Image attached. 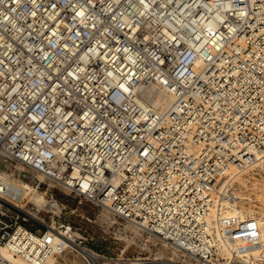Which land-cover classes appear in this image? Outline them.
Wrapping results in <instances>:
<instances>
[{
	"label": "built area",
	"instance_id": "2783aa9c",
	"mask_svg": "<svg viewBox=\"0 0 264 264\" xmlns=\"http://www.w3.org/2000/svg\"><path fill=\"white\" fill-rule=\"evenodd\" d=\"M0 167L47 174L22 206L0 174V264L66 246L82 264H259L258 218L227 209L240 175L264 179V0H0Z\"/></svg>",
	"mask_w": 264,
	"mask_h": 264
},
{
	"label": "bare ground",
	"instance_id": "6f19581e",
	"mask_svg": "<svg viewBox=\"0 0 264 264\" xmlns=\"http://www.w3.org/2000/svg\"><path fill=\"white\" fill-rule=\"evenodd\" d=\"M144 97L145 99L150 102L157 110L162 111L164 110L171 102L172 100V96L170 95V93H168L160 84L158 83H152L148 89L145 91L144 93ZM17 169H19V171H24L25 167L22 165H16L15 166ZM7 168H9V165H7ZM7 172V173H5ZM5 173V178H4V183L7 184L8 187H12L16 192L13 194L7 193V196H9L10 198L14 197V201L22 206V202L19 199V196L21 195V197L24 196H28L31 199L37 201V203H40L42 201H45V197L41 194L38 193V191H35L32 184L29 182H26L23 178L17 176L16 174L11 175L9 174V172L7 170H5L3 167H0V174ZM47 177L46 173H42L40 171H34V173H31V180H33L34 178L37 179H43ZM239 211V212H243V210H245L244 208L240 209V208H235V207H231L230 209L227 210V213L229 212H235V211ZM252 215V214H251ZM255 216V215H254ZM259 222L260 219L259 217H257ZM260 226H261V222H260ZM261 230H262V235H261V243L260 245L254 247L251 251H250V255H253L256 259L259 258L261 259V256H264V236H263V226H261ZM71 243V242H69ZM72 251L74 250L73 248H71L70 246H66V249H64L63 251L59 252V253H55L54 255L50 256L45 263L43 264H62L60 262H58L57 257H59L61 255V253H65V251ZM257 251V252H256ZM80 254L82 256L88 257V255L86 254V252L79 250ZM256 252V253H255ZM2 253L7 255L8 257H12V259L14 260L15 263L18 264H28L27 261L19 256H11V254L8 253V251L6 250H2ZM255 253V254H253ZM70 255V254H69ZM158 257L157 258H163L165 257H170L171 255L167 254L165 251L163 252H158L157 253ZM139 260V259H138ZM140 262H134L132 264H139Z\"/></svg>",
	"mask_w": 264,
	"mask_h": 264
},
{
	"label": "rangeland",
	"instance_id": "374dc122",
	"mask_svg": "<svg viewBox=\"0 0 264 264\" xmlns=\"http://www.w3.org/2000/svg\"><path fill=\"white\" fill-rule=\"evenodd\" d=\"M31 173L28 175V179H24V180L33 185L34 182L37 180V178H34L33 179L34 181L31 180L30 178ZM260 173L264 175V167H263V172L262 170H260ZM238 182H240V184L242 185V189H243L242 194L245 198V200L242 201V203L240 204V209L244 208L247 213L259 217L261 226H263V236H264V179L259 174H256L254 170H249L246 171L245 174L240 175L238 177ZM157 251L164 252L165 249L163 246L159 245ZM146 255L147 252L145 251L139 252V250L134 251L133 249H129L127 251V256L130 258V260H134L135 258L138 257L143 258L146 257ZM57 259L58 262L62 264H82V257L79 254H77L75 250L72 251L66 250L65 253L64 252L61 253V255L57 257ZM153 262L155 261H147L144 264H151ZM256 262L259 264H264V256H261V259L257 258Z\"/></svg>",
	"mask_w": 264,
	"mask_h": 264
}]
</instances>
